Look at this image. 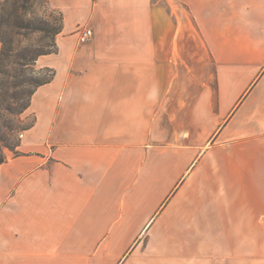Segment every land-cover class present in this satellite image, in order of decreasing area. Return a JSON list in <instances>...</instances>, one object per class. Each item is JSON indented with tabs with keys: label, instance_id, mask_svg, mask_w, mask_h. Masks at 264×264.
<instances>
[{
	"label": "crops",
	"instance_id": "crops-1",
	"mask_svg": "<svg viewBox=\"0 0 264 264\" xmlns=\"http://www.w3.org/2000/svg\"><path fill=\"white\" fill-rule=\"evenodd\" d=\"M48 2L0 264H264V0Z\"/></svg>",
	"mask_w": 264,
	"mask_h": 264
},
{
	"label": "rangeland",
	"instance_id": "rangeland-1",
	"mask_svg": "<svg viewBox=\"0 0 264 264\" xmlns=\"http://www.w3.org/2000/svg\"><path fill=\"white\" fill-rule=\"evenodd\" d=\"M7 6L11 20L21 26L14 29L4 26L8 43L0 40V159L15 153L16 149L12 150L11 146L19 144L21 133L33 123L28 108L34 80L50 74L49 68L39 64L43 55L36 58L35 54L56 42L57 35L43 29L46 21L58 27L62 18L48 0H8ZM2 14L5 15V11L0 10V16ZM182 22H187V32L194 31L189 20ZM3 48L6 49L4 53Z\"/></svg>",
	"mask_w": 264,
	"mask_h": 264
},
{
	"label": "trees",
	"instance_id": "trees-1",
	"mask_svg": "<svg viewBox=\"0 0 264 264\" xmlns=\"http://www.w3.org/2000/svg\"><path fill=\"white\" fill-rule=\"evenodd\" d=\"M7 2H8V0H5L4 2H0V10L5 11V15H7V17H5V15H3V14L0 16V40L3 43H6V42L8 43V37L5 34L4 26H8L11 29H14L15 27L21 26L20 24H18L17 21L14 22V20H11L10 13L7 11V8H8ZM43 29H44V31L51 33V35H53V36L57 35L62 30V18H61V25L60 26L57 27L52 22L46 21V28H43ZM5 51H6V49L4 50V48H3L2 53H4ZM56 51H57V46H56V42H55L53 45L50 44V47H48V48L42 47L41 49H39L36 52L35 57L37 58L41 55L55 53ZM47 68H49L48 70H50V74L48 76H43L40 78H36L34 80L35 81L34 82L35 88L31 91V95L34 93L36 88H38L40 85H43V84L50 82L52 80V78L54 77V74H55L54 69L51 67H47ZM28 127H30V125ZM17 146H18V143L14 146H11V149L15 150ZM3 161H5V158L0 159V164Z\"/></svg>",
	"mask_w": 264,
	"mask_h": 264
},
{
	"label": "built area",
	"instance_id": "built-area-1",
	"mask_svg": "<svg viewBox=\"0 0 264 264\" xmlns=\"http://www.w3.org/2000/svg\"><path fill=\"white\" fill-rule=\"evenodd\" d=\"M93 29L89 26L82 27L78 30V37L81 43H87L93 37Z\"/></svg>",
	"mask_w": 264,
	"mask_h": 264
}]
</instances>
